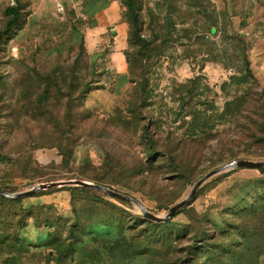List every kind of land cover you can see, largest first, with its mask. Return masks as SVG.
<instances>
[{"label":"rangeland","instance_id":"1","mask_svg":"<svg viewBox=\"0 0 264 264\" xmlns=\"http://www.w3.org/2000/svg\"><path fill=\"white\" fill-rule=\"evenodd\" d=\"M135 5L143 42L124 0H0V190L85 180L162 216L264 160V0ZM80 186L0 202V264H264L258 168L214 174L167 227Z\"/></svg>","mask_w":264,"mask_h":264},{"label":"water","instance_id":"2","mask_svg":"<svg viewBox=\"0 0 264 264\" xmlns=\"http://www.w3.org/2000/svg\"><path fill=\"white\" fill-rule=\"evenodd\" d=\"M235 167H250V168H258V167H264V160H260V161H254V160H246V159H237L234 161H231L227 164H224L216 169L211 170L210 172H208L207 174H205L201 179H199L197 181V183L195 184L192 192L190 193V195L177 202L176 204H174L172 207H170L169 211L162 216L156 215L154 213H152L149 209H147L138 199H136L135 197L121 192V191H117L114 190L112 188H109L105 185L99 184V183H94V182H90V181H85V180H69V181H55V182H50V183H40L26 191H22V192H9V191H5V190H0V197H9V198H23L25 196L31 195L41 189H46L48 187H53L59 184H64V183H73L76 185H86V186H90V187H94L100 191H103L105 193H107L108 195L112 196V197H117V198H121V199H125V200H129L131 202H133L134 204H136L141 212L143 213L144 216L155 220V221H168L171 217H173L181 208H183L184 206H186L187 204L190 203V201L192 199H194L198 188L203 184V182L205 180H207L208 178H210L211 176H213L214 174L227 170V169H232Z\"/></svg>","mask_w":264,"mask_h":264},{"label":"trees","instance_id":"3","mask_svg":"<svg viewBox=\"0 0 264 264\" xmlns=\"http://www.w3.org/2000/svg\"><path fill=\"white\" fill-rule=\"evenodd\" d=\"M125 1V5L128 9V13H129V17H130V22L132 25V31H131V36L136 38L137 40H140L143 42V39L140 37V24H139V13L137 10V7L135 5V0H124ZM6 13L7 15H10L11 18L9 19L8 23H7V29H10L12 27V25L14 23H16L20 17H21V10L19 6H8L6 8ZM246 70H249L248 68ZM4 160V157L2 155H0V162ZM258 169L264 171V167H258ZM82 187L84 190L89 191V192H95V193H100L102 191L94 188V187H90V186H80ZM112 197V196H110ZM112 198H116L117 200L123 202V203H128L129 200H125V199H121V198H117V197H112ZM10 202V203H14L15 204V208H20L19 207V203H21L22 199L20 198H7V197H0V202ZM146 217V216H145ZM146 220L149 221L151 223V225L153 226H159V227H167L168 224L170 223V221H155L152 220L148 217H146ZM21 222V219H18V224ZM78 222L77 224H71V226L69 227V236L70 238L72 237H76L77 231H78ZM5 264H13V262L9 261H5ZM58 264H65L64 263V259L62 257H58Z\"/></svg>","mask_w":264,"mask_h":264}]
</instances>
